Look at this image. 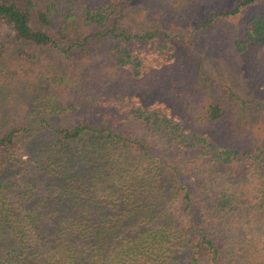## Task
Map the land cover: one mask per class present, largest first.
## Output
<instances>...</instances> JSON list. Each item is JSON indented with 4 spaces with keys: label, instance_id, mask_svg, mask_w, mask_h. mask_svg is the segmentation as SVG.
<instances>
[{
    "label": "trees",
    "instance_id": "trees-1",
    "mask_svg": "<svg viewBox=\"0 0 264 264\" xmlns=\"http://www.w3.org/2000/svg\"><path fill=\"white\" fill-rule=\"evenodd\" d=\"M0 23V264H264V0H0ZM225 64L238 74L215 82ZM17 86L40 122L8 123L1 90ZM99 104L107 126L51 125ZM27 161L44 190L18 207L4 176Z\"/></svg>",
    "mask_w": 264,
    "mask_h": 264
},
{
    "label": "rangeland",
    "instance_id": "rangeland-1",
    "mask_svg": "<svg viewBox=\"0 0 264 264\" xmlns=\"http://www.w3.org/2000/svg\"><path fill=\"white\" fill-rule=\"evenodd\" d=\"M159 20L155 21V23H158L161 25V27H165L167 30L171 31H177L178 28H185V29H190V25L184 23L183 25H178L175 26L172 24L170 21H168L164 17H157ZM141 25H136V24H128V29L134 30L138 28ZM176 27V29H175ZM0 38H3L5 40H8L10 42L14 41L13 38V31L11 28L3 23H0ZM210 42L209 38L208 41L204 42V46H208L210 48ZM48 53L52 55V57H58L60 58L59 51L53 49V50H48ZM215 60H217V57H212L210 58L209 66H217L215 65ZM226 66L216 67L217 70H212L213 72H217L216 74L210 73V76H214L216 78L215 82L219 80H223L224 82H227V77L226 75L229 74H238L230 64H225ZM209 66H204L205 69H208ZM230 69H229V68ZM210 68V67H209ZM231 70V71H230ZM222 86V87H221ZM220 88L223 89L225 88L223 85H221ZM2 94V99L1 103L2 106L4 107L5 113L8 115V119H10V123L14 128L15 127H20L22 124V121L26 119V117H30L31 120H37V122H40L42 117L40 118V113L39 111L42 109L41 102L43 100H36L34 101L35 96L38 94L37 92L33 91L32 93H28L26 88L24 87H15V88H3L1 90ZM33 110V112H32ZM108 111V107H103L102 104L99 105H92V106H81L77 110H67L64 112L57 111L55 115L53 116V119L51 121L52 126H65V125H73L76 123H81V122H92L96 123L99 122L100 119V125H109L111 121L108 118L107 120L104 119L105 116L103 114H106ZM37 115H39L37 117ZM6 118V117H5ZM37 122H35L34 127L37 126ZM26 125V124H25ZM113 126L118 127L120 130L129 133H132L138 137H145L147 140H153L154 145H157V148L159 147H164L162 146V142L159 140L158 135H151L149 134L148 129L138 120L136 119H120V120H114L112 122ZM36 129V128H35ZM38 129L45 130V128L42 125H39ZM26 133V132H25ZM23 133V135L17 140V153L18 155H21L23 158H27V152L30 150V146L34 144L32 142L34 138L30 135H26ZM26 135V136H25ZM24 136V137H23ZM155 149V146H153ZM201 162L204 163V165L201 166L202 169H205L202 171L203 175H208L211 174L213 176V172H210L208 169L210 167H206L209 164L206 162L205 157H202L200 159ZM232 167L229 168V175L231 177H236L237 175H240L242 172L238 167V163L233 162ZM200 165V163H199ZM206 165V166H205ZM31 168H33V172H31ZM243 168V167H242ZM10 171L9 175L4 176V181L7 183L8 188L5 190L6 194L8 195L9 199L12 201V203H15L16 206L24 205L27 207L28 203L26 202V194H24L27 189H29L32 184L37 185V195H41L44 190V184L43 182L38 181L37 178H41L40 175H37L38 172L36 169L32 166L30 161H27L24 165L20 166H13L8 169ZM196 169L191 165L189 169V174H196ZM202 173L200 176L202 177ZM43 177V176H42ZM221 177V176H220ZM222 178L225 179V176H222ZM224 179H219L220 183H225ZM34 197V196H33ZM40 208H35V210H38ZM251 222L254 220V217L250 218ZM42 228L41 231L46 233L47 231H44L47 228H50V225L48 221H45V223H42ZM253 229H261V226H252ZM262 230V229H261ZM259 234V232L257 231Z\"/></svg>",
    "mask_w": 264,
    "mask_h": 264
}]
</instances>
